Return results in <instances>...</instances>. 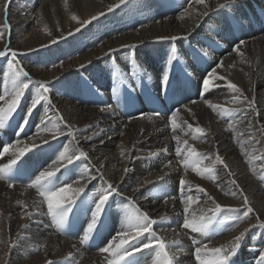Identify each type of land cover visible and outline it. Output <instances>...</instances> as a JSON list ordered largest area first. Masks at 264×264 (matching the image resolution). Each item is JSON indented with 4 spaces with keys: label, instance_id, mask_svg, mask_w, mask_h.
Here are the masks:
<instances>
[{
    "label": "bare ground",
    "instance_id": "bare-ground-1",
    "mask_svg": "<svg viewBox=\"0 0 264 264\" xmlns=\"http://www.w3.org/2000/svg\"><path fill=\"white\" fill-rule=\"evenodd\" d=\"M155 1L131 0L113 7L119 0H10L5 13V0H0V24L5 21L11 25L0 39V50L6 47L16 50L30 76L47 82L51 101V104L44 101L27 116L31 95L25 91L9 126L0 128V134L3 133L0 151L6 137L13 142L20 140V147L24 142L40 144L42 140H49L48 145L34 149L43 151L42 155L32 159L35 156L28 152L24 156L27 159L19 162L30 181L40 171L52 167V161L64 146H69L76 154L83 150L88 157L75 161L67 169L61 168L54 183L63 186L72 181L73 187L83 186L81 194L88 193L90 204L99 190L106 187V181L123 193L110 198L98 231L94 232L90 243H84L83 216L84 226L74 239L62 236L47 214L46 204L37 210L36 204L41 198L35 189L27 188L29 181L10 187L11 181L0 179V264H47L48 261L52 264H76V261L106 264L109 254L99 251L101 248L95 243L105 247L121 229L124 210L129 204L125 198L129 196L157 219L153 227L158 235L168 242H180L170 248L173 252L179 249V264H197L196 247L225 244L244 229H249L247 233H250L258 227L259 221H264V179L261 178L264 177L261 168L264 164V0H234L225 8L232 15L230 23L224 15L225 9L217 8L225 0H206L205 4L197 0H172L170 3L176 9L179 10V5L186 9L169 15L160 14V6ZM242 3L244 6L252 4L246 17L242 14ZM21 11H27V15H20ZM204 12L208 15H202ZM74 15L90 23L81 27L72 18ZM93 16L97 18L92 20ZM241 18L242 23L238 24ZM234 23L239 31H235ZM77 28L80 31H76ZM206 31L216 40L214 45L204 42ZM69 32L72 35H68ZM173 36L181 39H160ZM240 41L245 42L240 45L243 55L235 51ZM172 47L177 49L178 59L169 65ZM3 58L0 57V61ZM202 65L204 67L200 68ZM179 70H183L182 75ZM213 70L226 79L213 77L212 84L216 86L205 92L202 82ZM253 70L257 73L255 84ZM2 71L0 65V95L10 87ZM165 72L170 79L169 84L162 87L161 76ZM188 77L192 83L185 86L179 83ZM229 80L242 89L243 96L254 101L255 109L243 101L240 93L227 87ZM175 84L179 93L169 88ZM234 96H241L243 102L233 103ZM206 101L239 111L222 118ZM106 105L111 108L102 110ZM0 106H3L2 101ZM171 109L176 113L178 127L175 131L171 127L172 115L168 114ZM154 112L163 113L158 116L165 115V118L154 115L149 119L148 114ZM60 116L64 118L62 121ZM25 119L28 120L26 125ZM45 123L48 127L57 124L64 134L51 139L50 133L40 131ZM230 123L232 129L228 128ZM137 124L141 132L134 133ZM196 127L205 129V134L194 133ZM174 137H180L183 149L195 148L209 157L205 165L212 164L218 153L228 168L215 163V181L191 168L185 170L180 163L182 156L176 154L178 142ZM165 148L167 151H163ZM10 158L6 155L3 162L7 163ZM81 174L89 178L78 179ZM92 176L96 178L91 179ZM161 176L163 180L159 179ZM182 178L193 186L190 194L199 197L191 211L199 214L201 209L212 208L215 203L237 210L250 205L255 216L241 221L238 229L227 235L225 228L219 229L224 226L221 224L218 229L214 224L207 234L184 229L185 204L179 185ZM156 183L163 184L162 190H156ZM196 185L206 189V194L196 191ZM233 192L236 195H232ZM245 196L248 204L244 202ZM165 197L173 199L165 203ZM19 201L27 203L28 209ZM93 208L94 203L84 209L91 216ZM25 211L33 215L26 216ZM164 216L167 219L160 221ZM252 225L255 227H250ZM250 239L242 241L240 260L252 257L255 261L251 264H261L244 247L248 242L258 244ZM153 258L154 253L148 250L133 257L138 264H152Z\"/></svg>",
    "mask_w": 264,
    "mask_h": 264
},
{
    "label": "snow or ice",
    "instance_id": "snow-or-ice-1",
    "mask_svg": "<svg viewBox=\"0 0 264 264\" xmlns=\"http://www.w3.org/2000/svg\"><path fill=\"white\" fill-rule=\"evenodd\" d=\"M9 2L10 0H5V13H7V5ZM125 3H127V0H119V4L114 5L113 7H119ZM197 3L205 4L206 0H197ZM232 3H234V0H225L223 4H218L217 8H229ZM111 10L112 9L110 8L109 11ZM100 15H103V13H100ZM202 15L207 16L208 12H204ZM72 18L76 19L81 27L90 23V21H80L75 15ZM96 18L97 17L93 16L91 19L95 20ZM237 23H242V18L237 20ZM3 27L5 30H8L11 28V25L6 22ZM76 31H80V28H77ZM68 35H72V33L69 32ZM2 38H4V32L0 31V39ZM160 39L177 40L181 39V37H160ZM53 43H55V41H53ZM244 43V41H240V43L235 46V51L241 55H243V53L240 52V45ZM9 54L12 57V59L7 61V76L10 87H6L4 94L0 95V101L3 102V106H0V128L9 126L14 113H16L17 108L21 103L22 97L25 95V91L29 89L30 85L33 83V80L30 78V74L16 59L18 52L10 47H6L5 50H0V57H7ZM177 59V49L172 47L168 64L170 65ZM133 62L135 63V61ZM219 66L222 67L223 63L221 62ZM81 67H83V65H81ZM137 67H139V65H137ZM213 77L216 79H226V77L218 76L216 71L213 70L208 78H205L202 82L205 92L209 91L211 87L216 86L212 84ZM169 79L170 77L168 72L162 74V87H166L169 84ZM36 83L39 84V88L37 89L34 99L31 102V106L26 114L27 116H30L33 109L41 104V102L48 101L49 104H51L50 97L48 95L49 88L47 83L44 81H37ZM227 87L233 92L240 93L241 96H243L242 89L230 80L227 82ZM241 96H234L232 102L241 103L243 101H247L248 106L255 109L254 101L249 100L246 96H243V101H241ZM206 103L214 111H217L222 118L239 111L237 108L224 107L222 105L213 104L211 101H206ZM110 108V105H106L102 110H109ZM178 111L179 110H177V112ZM154 115L158 116L159 113L154 112L148 114V118L151 119ZM50 119L51 118L49 117V121ZM63 119V116H60V120L62 121ZM23 123L26 125L28 120L25 119ZM71 127L72 126L69 125V128ZM171 127L173 131H175L178 127L175 112L171 117ZM188 127L191 129L192 125H188ZM228 128L232 129L233 125L230 123ZM20 130L22 131L23 129L21 128ZM40 131L50 133L51 139L53 140L64 134L57 124H53L52 127H48L45 123V126L42 127ZM193 131L200 136L205 134V129L202 127H196ZM174 138L178 142L176 154L178 156H182L180 163L183 164L185 170L191 168L193 172L199 174L200 176L203 177L207 174V178L215 181V163L218 162L225 168H228V165L218 153L216 154L215 160L212 164L205 165L204 161L209 159V157L199 153L195 148L189 147L187 150L183 149L180 146V137ZM73 139L75 140L74 135ZM249 142H251V138ZM21 143L22 142L20 140H16L14 143H8L4 145L2 151H0V158L5 155L11 156L7 163L0 165V179H11V174L21 158L28 152H31L34 149H39L42 145H48L49 140H42L40 144L35 142L31 144L24 142L23 147H20ZM183 144L186 145L187 141H183ZM241 147L243 149V145H241ZM163 151H167V149L165 148ZM155 154L156 153H152V155ZM121 155H124V150L121 151ZM87 157L88 153L83 150H79L78 154H76L72 148L64 146L63 150L58 153L56 159L52 161V167L40 171L27 184V188L35 189L38 196L41 198L36 204L37 210H39L41 205L46 204L47 214L51 216L57 230L63 231L65 229V225L69 220V214L72 212L74 206H76L80 194L84 192V187H73V184H64L63 186L55 184L54 178L56 177V173L59 172L61 168L67 169V167L69 165H73L75 161L80 160L81 158L86 159ZM261 168L264 170V164L261 165ZM87 171V168H85V173H87ZM96 171L99 172L100 170L97 169ZM125 171H127V169H125ZM88 178L89 177L86 174H81L80 176V180H86ZM95 178V176L91 177V179ZM101 178H103L102 173ZM261 178L264 179V177ZM159 179L163 180L164 177L161 176ZM76 183H79V181ZM105 183L106 187H102L97 193V197L94 198V208L91 210L90 220L87 223L86 230L84 231L82 237V242L84 243H87L93 237L94 232L98 231V226L102 224V216L106 213L107 208L110 206V198H113L114 194L123 195V193L120 192V190L114 186L113 183L107 181ZM144 183H148V181H144ZM179 185L181 196L183 197V203L185 204L182 227L190 230L192 233L207 234L210 230H212L214 224L217 222L218 214L225 211V206L215 203L214 207L206 210L201 209L199 214H197L196 212L191 211L192 205L199 201V197L194 198L193 195L190 194L193 186L187 179L184 178L179 181ZM9 186L14 187V182L10 183ZM139 187L140 186H138L137 189H134V191H137ZM195 190L206 194V189L199 185L195 186ZM231 194L236 195L235 192ZM125 199L129 202V204L127 209L124 210V223L121 229L105 247L99 249L102 253H108L110 256V258L107 259L106 264H138L133 257L145 250H148L150 253H154L152 264H179V249H177L176 252H173L170 248L171 246L178 245L180 242L176 240L168 242L164 237L158 235L153 227L158 223L157 219L151 217L147 211H143L133 197L129 196ZM169 199L173 198L165 197L164 202L167 203ZM210 199L214 198L210 197ZM244 202L245 204H248L247 196L244 197ZM19 203L23 205L24 209H28L29 206L27 203L23 201H19ZM228 210L237 211V209L234 208H228ZM246 211L251 214L254 212V209L249 205ZM25 215L30 217L33 213L25 211ZM165 219H167L166 216L160 217V221ZM259 225L264 227V221H259ZM250 227H255V225ZM248 231L249 229H244L232 240L225 244H220L219 246L209 247L207 244H202L201 246L196 247L194 255L197 264H234V261H232L231 258L238 253L242 246V241ZM260 261L261 264H264V254H261ZM47 264H52V262L48 261ZM76 264H79V261H76Z\"/></svg>",
    "mask_w": 264,
    "mask_h": 264
},
{
    "label": "rangeland",
    "instance_id": "rangeland-1",
    "mask_svg": "<svg viewBox=\"0 0 264 264\" xmlns=\"http://www.w3.org/2000/svg\"><path fill=\"white\" fill-rule=\"evenodd\" d=\"M18 1H21V0H18ZM26 1V0H25ZM130 1L131 0H127V4L128 3H130ZM169 1V2H168ZM172 0H166V5H168V6H165V4L163 3V0H156L155 1V3H156V5L157 6H160L159 7V13L160 14H170V12L171 13H174V12H177V13H180V10H183V9H186V7H181V5H179V10L178 9H176V8H174V6L173 5H171V2ZM126 4V3H125ZM170 4V5H169ZM248 5H250V6H244V3H242V7L244 6V8H242L241 10H242V14L244 15V17H246V15H247V10L248 9H250V8H252V4L250 3V4H248ZM123 6V5H122ZM36 7V6H35ZM161 8V9H160ZM174 8V9H173ZM9 10H10V12H11V7L9 8ZM161 10H162V12H161ZM170 10H172V11H170ZM20 11V10H19ZM224 11V15H225V17H226V20H227V22L228 23H230V20H229V18H232V15H231V13L229 12V9H225V10H223ZM222 12V11H221ZM27 11H21L20 12V15H24V16H26L27 14ZM147 13H148V11H147ZM126 17V16H125ZM125 17H123L124 18V20L127 22L128 21V19L127 18H125ZM6 22L5 21H2V23L0 24V31H2V32H4V34L6 35L7 33H8V31L10 30V29H8V30H5L4 29V27H3V25L5 24ZM29 26H31L30 24H29ZM232 31V33H233V30H231ZM207 33V34H206ZM206 33L205 34H203V39H204V42L205 43H207V44H209V46L210 45H214L215 44V42H216V40L215 39H213V38H211L208 34V32L206 31ZM81 38H79V40H80ZM80 42V41H79ZM203 53L205 54V52L203 51ZM32 56V54L30 55V56H28V57H31ZM9 59H12V57H11V55L9 54L7 57H4L0 62H1V66H3V71H2V73H3V76L5 77V79L8 81V76H7V61L9 60ZM16 59L21 63V61H20V59L18 58V57H16ZM22 65V64H21ZM200 68H203L204 66L202 65V66H199ZM179 74H183V70H179V72H178ZM252 73H253V81L252 82H254V84H255V82H256V75H257V73H256V70H253L252 71ZM179 74H177V76H180ZM32 76H30V78H31ZM32 80H33V83L30 85V87H29V89H27L28 91H29V94L31 95V98H30V100H29V103H28V106H31V102H32V100L34 99V96H35V93H36V91H37V89L39 88V84L38 83H36L37 81H40V80H36V79H33V77L31 78ZM187 80H188V83L190 82V83H192L191 82V79L188 77V78H186V80H182V81H179V83L181 84V85H183V86H185L186 85V82H187ZM47 83V82H46ZM177 85L178 84H175V85H173V86H170L169 88L171 89V91H174V92H176V93H179V90H178V87H177ZM47 86H48V84H47ZM26 90V91H27ZM187 90V89H186ZM3 92V90L1 91V93ZM53 96V95H52ZM50 97V96H49ZM173 98H177V95H174L173 96ZM44 102V101H43ZM43 102H41V104H39L36 108H39V107H41V105H42V103ZM174 113V110H170L169 112H168V114H170V115H172ZM161 114H163V113H161ZM161 114H159V115H161ZM157 117H159L160 119H164L165 118V115H162V116H157ZM135 118H138V116L137 117H135ZM134 133H138V132H141V126L140 125H136L135 127H134ZM95 135V134H94ZM3 136V133H1L0 134V137H2ZM6 139H7V137H6ZM14 143L12 140H9V137H8V140L6 141V143ZM6 145V144H5ZM37 150V149H36ZM51 152H53L52 150H51ZM28 154H33L35 157H33L32 159H34V158H36L37 156H39V155H42L43 154V151L42 152H39V151H31V152H29ZM28 156V155H27ZM6 157V155L5 156H3L2 158H0V165H2L1 164V162L4 164V162H3V159ZM2 159V160H1ZM25 159H27V158H25V157H23L22 158V160H20V161H23V160H25ZM7 160V159H6ZM6 163V162H5ZM21 176L17 173V170L14 168V170H13V173L11 174V179H8V180H11L12 181V179H18V178H20ZM28 178V177H27ZM99 178V177H98ZM78 179H80V178H78ZM26 183V182H25ZM72 183H74V182H70L69 184H72ZM160 184V185H159ZM154 187H156V190L158 191V190H162V188L164 187L163 186V184L162 183H156L155 184V186ZM88 193H86V194H84L83 196H82V194L79 196V198H78V200H77V203H78V206H81L80 208H85V207H87V206H89V205H92L93 203H94V201H93V203L92 204H90L91 202H90V200L88 199V195H87ZM246 206V207H245ZM245 206H243L242 208H238V210L237 211H228L227 209H225V211L224 212H222V213H220L219 214V216H217V222L215 223V225H218V226H216L217 227V229L221 226V225H224L223 227H220L219 229H224V231H225V235H227V234H231V233H233L235 230H237L238 229V227H239V225L238 224H240V222L242 221H246L248 218H250V217H254L255 216V214H256V212H255V210H254V213H251V214H249V213H247V211H246V209H247V207L249 206V205H245ZM234 209H237V208H234ZM46 212H47V205H46ZM232 213V214H231ZM88 212L86 213V212H84L83 213V219H84V221H85V228L87 227V223L89 222V220H90V214H89V216H88ZM51 218V217H50ZM247 218V219H246ZM52 219V218H51ZM233 220V221H232ZM241 222V223H242ZM227 223V224H226ZM221 224V225H220ZM70 224H66L65 225V231H66V229L68 228V230L69 231H71L72 229H73V225L72 226H69ZM67 226V227H66ZM237 226V227H236ZM258 227L257 228H254L250 233H247V235H245V238H244V240L245 239H250V240H252V241H256V242H258V244H253L252 242H248V243H244L245 244V249L247 250V251H251V253H253V256H256V260H257V258H258V261H260V255L261 254H264V227H261L259 224L257 225ZM215 228V227H214ZM235 229V230H234ZM213 230H215V229H213ZM214 234H215V232H214ZM261 249H260V248ZM102 248V247H101ZM240 251H241V249H239ZM240 251H238V253L236 254V255H238L237 257L236 256H234L233 258L235 259V260H232V261H234V264H251L253 261H255L252 257L248 260H245L244 258H243V260H240V256H241V253H240ZM254 254H256V255H254ZM258 254H259V256H258ZM251 262V263H250ZM261 262V261H260Z\"/></svg>",
    "mask_w": 264,
    "mask_h": 264
}]
</instances>
